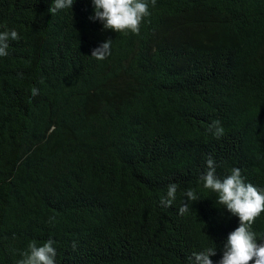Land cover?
<instances>
[{"label": "trees", "instance_id": "obj_1", "mask_svg": "<svg viewBox=\"0 0 264 264\" xmlns=\"http://www.w3.org/2000/svg\"><path fill=\"white\" fill-rule=\"evenodd\" d=\"M49 6L0 0L17 32L0 58V264L49 238L56 264H187L212 243L216 264L238 222L199 187L205 160L264 187V0H155L137 34L90 21V0ZM186 188L199 200L178 215Z\"/></svg>", "mask_w": 264, "mask_h": 264}, {"label": "clouds", "instance_id": "obj_2", "mask_svg": "<svg viewBox=\"0 0 264 264\" xmlns=\"http://www.w3.org/2000/svg\"><path fill=\"white\" fill-rule=\"evenodd\" d=\"M74 0H51L47 11L55 15L58 11L71 9ZM155 0H90V21L101 24L103 30L115 33L137 34L141 22L150 15L149 5ZM17 39L15 29L0 31V58L8 55L9 41ZM112 40H104L90 50V56L103 61L110 55ZM30 96L38 95L36 87L30 88ZM209 128L213 136L219 138L224 128L219 121H212ZM199 187L214 194V205L223 208L237 218V227L230 231L222 241L221 255L216 264H264V234L254 233L251 225L261 212H264V187L247 182L241 169L233 167L223 176L216 175L215 164L211 156L205 160V171L198 178ZM177 183H169L160 194L158 206L169 208L177 199ZM178 215L189 211L193 202L198 201L196 190L186 188L181 193ZM55 241L51 238L38 242L30 240L26 248L19 253L15 264H56ZM75 245L73 244V248ZM216 255L213 243L198 252H192L187 264H213L211 256Z\"/></svg>", "mask_w": 264, "mask_h": 264}]
</instances>
